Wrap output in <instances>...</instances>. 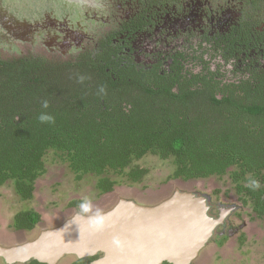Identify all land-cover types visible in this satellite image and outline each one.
I'll list each match as a JSON object with an SVG mask.
<instances>
[{
  "label": "trees",
  "instance_id": "obj_1",
  "mask_svg": "<svg viewBox=\"0 0 264 264\" xmlns=\"http://www.w3.org/2000/svg\"><path fill=\"white\" fill-rule=\"evenodd\" d=\"M139 1L148 8L177 2ZM104 45L75 58L0 52V186L11 180L30 201L51 151L76 178L95 175L96 189L106 193L116 184L109 173L140 182L147 169L134 162L152 155L172 164L167 179L228 174L241 203L264 218V74L228 83L208 67L120 68L112 45ZM39 220L25 208L11 227L31 230Z\"/></svg>",
  "mask_w": 264,
  "mask_h": 264
},
{
  "label": "flooded vegetation",
  "instance_id": "obj_2",
  "mask_svg": "<svg viewBox=\"0 0 264 264\" xmlns=\"http://www.w3.org/2000/svg\"><path fill=\"white\" fill-rule=\"evenodd\" d=\"M114 3L0 0V52L75 58L101 52V43H109L120 68L134 64L145 69L161 62L166 69L196 73L208 67L228 83L264 74V0H177L150 8L139 0ZM91 26L99 28L96 33ZM206 204L209 215L208 198ZM224 209L209 238L232 233L230 208L209 216L218 219ZM218 226L225 229L218 231Z\"/></svg>",
  "mask_w": 264,
  "mask_h": 264
},
{
  "label": "rangeland",
  "instance_id": "obj_3",
  "mask_svg": "<svg viewBox=\"0 0 264 264\" xmlns=\"http://www.w3.org/2000/svg\"><path fill=\"white\" fill-rule=\"evenodd\" d=\"M105 1L115 5L114 0ZM123 8L127 7L123 5ZM107 11L103 15L108 14ZM94 28L92 30L91 26L92 32L96 33L99 28ZM134 164L147 169L140 182L132 183L124 176L109 173L116 184L110 192L99 193L95 187V175L88 173L76 178L67 162L49 151L44 156L45 171L35 180L30 201H24L16 194L11 180L0 186V245L11 247L32 241L42 231L59 226L76 213L101 214L120 200L145 207L154 206L179 191L203 196L206 201L208 198L213 208L209 213L211 216H216L218 208L231 210L227 220L232 233L224 236L214 233L190 264H264V218L258 217L249 205L241 203L228 174L188 180L167 179L173 169L170 161L147 155ZM72 200H82L83 203L70 206ZM25 208L38 212L40 220L31 230L13 229L14 214ZM223 229L225 227L218 226L217 230ZM74 258L66 254L56 264H71ZM2 261L0 258V264Z\"/></svg>",
  "mask_w": 264,
  "mask_h": 264
},
{
  "label": "water",
  "instance_id": "obj_4",
  "mask_svg": "<svg viewBox=\"0 0 264 264\" xmlns=\"http://www.w3.org/2000/svg\"><path fill=\"white\" fill-rule=\"evenodd\" d=\"M207 208L203 196L179 191L149 207L120 200L101 214L76 213L32 241L0 245V258L6 264H56L66 254H101L87 264H190L228 211L215 219Z\"/></svg>",
  "mask_w": 264,
  "mask_h": 264
},
{
  "label": "clouds",
  "instance_id": "obj_5",
  "mask_svg": "<svg viewBox=\"0 0 264 264\" xmlns=\"http://www.w3.org/2000/svg\"><path fill=\"white\" fill-rule=\"evenodd\" d=\"M45 107L47 106L46 102H45ZM41 121H44V120H51V117H46V116H41L40 117Z\"/></svg>",
  "mask_w": 264,
  "mask_h": 264
}]
</instances>
